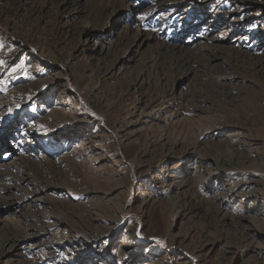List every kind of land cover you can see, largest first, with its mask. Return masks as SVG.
Here are the masks:
<instances>
[{
  "label": "rangeland",
  "instance_id": "obj_1",
  "mask_svg": "<svg viewBox=\"0 0 264 264\" xmlns=\"http://www.w3.org/2000/svg\"><path fill=\"white\" fill-rule=\"evenodd\" d=\"M0 61V264H264V0H0Z\"/></svg>",
  "mask_w": 264,
  "mask_h": 264
},
{
  "label": "snow or ice",
  "instance_id": "obj_2",
  "mask_svg": "<svg viewBox=\"0 0 264 264\" xmlns=\"http://www.w3.org/2000/svg\"><path fill=\"white\" fill-rule=\"evenodd\" d=\"M2 63H3V62H2V61H0V64H2ZM13 71H15V69H13ZM44 87H45V88H47V87H49V86H48V85H45ZM19 107H20V106H19V105H17V108H19ZM35 110H36L35 108H31V109H30V111H35ZM11 111H12V110H11V109H9V113H11ZM40 127L42 128V127H43V125H41ZM13 139H15V138H13ZM137 236H138V237L140 236L139 232H137Z\"/></svg>",
  "mask_w": 264,
  "mask_h": 264
}]
</instances>
